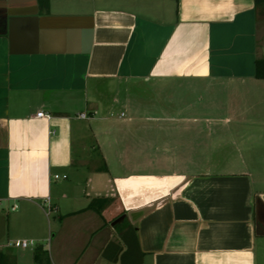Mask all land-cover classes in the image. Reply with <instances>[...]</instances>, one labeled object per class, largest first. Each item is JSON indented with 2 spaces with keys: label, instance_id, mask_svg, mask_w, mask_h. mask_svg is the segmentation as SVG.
<instances>
[{
  "label": "crops",
  "instance_id": "0c3cea01",
  "mask_svg": "<svg viewBox=\"0 0 264 264\" xmlns=\"http://www.w3.org/2000/svg\"><path fill=\"white\" fill-rule=\"evenodd\" d=\"M259 59L254 0H0V264H264Z\"/></svg>",
  "mask_w": 264,
  "mask_h": 264
},
{
  "label": "trees",
  "instance_id": "16d2710c",
  "mask_svg": "<svg viewBox=\"0 0 264 264\" xmlns=\"http://www.w3.org/2000/svg\"><path fill=\"white\" fill-rule=\"evenodd\" d=\"M48 0H40V4L42 5V9L44 8V4ZM256 5L262 9V14L264 15V0H254ZM255 77L257 79H264V59H259L256 61L255 66ZM109 198H95L92 199L88 209L95 210L98 213H101V210L109 203ZM117 230L121 234V244H115L111 242L104 251V256H109V249L113 248L115 250V257H109V259H113L115 263L120 264H143L144 253L140 247L137 230L124 220L122 224L116 226ZM46 254V251H45ZM43 261L41 255L36 256V262L40 264Z\"/></svg>",
  "mask_w": 264,
  "mask_h": 264
},
{
  "label": "rangeland",
  "instance_id": "374dc122",
  "mask_svg": "<svg viewBox=\"0 0 264 264\" xmlns=\"http://www.w3.org/2000/svg\"><path fill=\"white\" fill-rule=\"evenodd\" d=\"M229 141H233L227 138L224 139H206V148L205 151L207 152L206 157H205V165L210 163H215L218 164V162H221L222 165L228 161V158L230 157V149H229ZM239 140H237L238 142ZM241 143L242 140H240ZM213 147L216 149L214 151H218L217 153L213 151ZM222 173L224 171H221Z\"/></svg>",
  "mask_w": 264,
  "mask_h": 264
},
{
  "label": "built area",
  "instance_id": "2783aa9c",
  "mask_svg": "<svg viewBox=\"0 0 264 264\" xmlns=\"http://www.w3.org/2000/svg\"><path fill=\"white\" fill-rule=\"evenodd\" d=\"M37 117L45 119V118H49V115H47L43 112H40L37 115ZM80 118L86 119V118H88V115L87 114H81ZM0 207H1V204H0ZM16 208H17V206H14L13 210H15ZM37 245H38V243L34 240L18 239V240H13V241L8 242L2 248L28 249V248H36Z\"/></svg>",
  "mask_w": 264,
  "mask_h": 264
},
{
  "label": "water",
  "instance_id": "95a60500",
  "mask_svg": "<svg viewBox=\"0 0 264 264\" xmlns=\"http://www.w3.org/2000/svg\"><path fill=\"white\" fill-rule=\"evenodd\" d=\"M124 220H125V216L123 215V216L119 217L118 219H116L112 223V226L118 225V224L122 223ZM257 234L258 235L264 234L263 225L261 223H259V222L257 223Z\"/></svg>",
  "mask_w": 264,
  "mask_h": 264
}]
</instances>
